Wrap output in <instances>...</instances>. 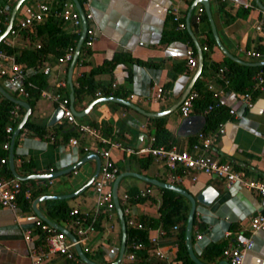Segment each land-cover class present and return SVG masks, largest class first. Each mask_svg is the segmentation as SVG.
Masks as SVG:
<instances>
[{
	"label": "crops",
	"instance_id": "crops-1",
	"mask_svg": "<svg viewBox=\"0 0 264 264\" xmlns=\"http://www.w3.org/2000/svg\"><path fill=\"white\" fill-rule=\"evenodd\" d=\"M33 1L36 0L22 1L14 14L13 22L21 16L23 5ZM41 1H48L52 8L58 7L57 5L63 2L70 3L74 7L72 0ZM259 1L261 2V0ZM77 2L83 14L89 12L91 15V18L86 20V25L92 28L93 40L88 48H80L78 54L81 56V52L84 51V55L81 66L74 65L72 68L70 78L72 88L77 86L76 80L81 72L87 73L90 69L99 67L104 69L93 75L96 87L94 92L84 95L76 105L73 102L75 110L81 111L92 104L95 99L103 97H115L129 101L146 112H158L176 104L196 68H188L185 64L184 52L189 47L184 36V32L187 33V31L186 29H175L170 10L176 8L181 20L185 21L194 0H77ZM207 2L223 48L232 56L245 62L264 61V54L260 58H253L244 53L246 50H253L259 44V36L254 31V26L258 21H264V15L260 12L263 10L255 5L254 0H207ZM15 3L0 0V5L7 13L4 18L3 30ZM261 4L263 3L261 2ZM197 5L200 4H196L190 14L193 13ZM199 24L200 22L195 23V25ZM62 27L66 34H70L68 24L63 23ZM189 27L197 43L198 40H204L206 37L204 32L198 28L194 32L190 23ZM33 29L34 26L31 29L19 31L14 36L6 35L1 42L4 46L14 49V53H17L18 50L33 49L34 44L38 41L34 37ZM70 35L72 38H76V35ZM204 52L208 53V62L204 69L203 85L206 89L209 85L210 89L208 90L212 92L213 97L227 109L226 117L221 120L224 122L223 134L212 142L213 156L218 161L229 163L234 170L243 171L250 178H263L264 91L253 94L251 108L244 107L237 101L239 92L227 85H222L219 81L220 76L209 66V62H213L225 68L224 60L227 57L215 42ZM117 54L122 55L124 59L111 66L107 65L109 60ZM55 58L54 55L47 54L36 63L38 70L46 66L49 67V74L44 75L46 84L42 89L49 92L59 90L68 97L70 92L66 82L68 65L55 64ZM21 64L24 65V63ZM62 80L64 86L60 87L58 82ZM102 86H105L109 93L103 95L100 90ZM154 86L162 88V100L153 101L150 99ZM0 88L10 96L23 100V97L16 93L14 84L3 77H0ZM96 92H99L100 95H95ZM112 92H116V95L112 96ZM0 96L3 97L1 94ZM177 107L161 117H164L165 127L173 136L171 147L176 151L188 150L196 133L190 136L177 134L178 125L182 119L177 113ZM54 109L55 107L50 101L40 96L33 107H30L28 117L33 122L41 124L44 131L41 135H37L25 128L26 133L21 134L19 131L14 137V170L20 176L32 174L44 176L67 170L71 166H75V168L70 172L51 178L50 184H47L48 179L26 180L33 181L27 185L36 192L30 200L29 209L21 210L17 207L15 212L21 215L20 220L16 221L14 212L8 208L0 207V264H32L28 256L29 248L41 243V240L38 241L37 230L32 227L33 217H35L31 207L33 200L42 195L69 194L82 186L94 171L93 154H95V150L93 148L88 151L81 149L82 145L92 143V139L88 136H81L74 127L65 124L60 119L54 124L48 125V120ZM229 109H233L234 114L229 115ZM23 112L19 114L20 118ZM189 115L203 116L202 113H195L193 109ZM147 118L149 117L120 103L101 101L93 103L86 113L82 117H76V120L81 124L99 126L103 136L105 135L102 129L105 126L109 127L110 132L106 137L123 146H128L132 136L136 133L147 134V145L149 144L153 130L150 125L147 127ZM16 124L13 126V130ZM56 125L62 126L57 128ZM215 128L216 126L213 129ZM202 129L203 127L200 131ZM73 130L76 135H69L68 132ZM11 134L8 140L7 158ZM70 136L78 139L77 146L67 144V139ZM109 153L117 167L118 174L122 172L139 173L176 185L191 195L197 194L207 185L217 191L216 197L209 205L195 204L191 227V247L195 257L204 264H222L224 258L220 251L232 238L227 236V233L241 231L248 234L250 217L260 211L261 200L253 191L236 186L226 188L221 179L207 177L203 174H198L193 182L185 178L182 182L171 183L168 179L167 168L152 158L148 166L141 167L138 163L140 158L138 156L126 155L118 148H110ZM2 164L0 163V171ZM6 167L8 168L7 160ZM91 184L83 192L71 198L39 201L35 204V209L42 216L69 232L71 229L74 231V226L72 227L70 222L63 220L55 222L49 218L46 208L52 202L65 200L68 206L79 212L91 211L93 213L98 195L92 189ZM126 186L131 187L130 192L136 193L146 186L150 188V193L143 196L142 201L129 204V217L137 223L141 216L157 219L158 207L162 199V188L148 185L133 176L126 175L119 180L118 197L127 193ZM28 191L30 192V190ZM98 214L100 215L98 228H93L88 232L79 242V246L88 260L109 264L117 258L120 245V226L115 211L108 216L102 212ZM124 221L126 227V217H124ZM179 225L180 222L176 223V228ZM172 226L166 231L159 226L147 230V239L150 244L147 256L150 262L163 264L175 262V250L179 238L176 236V229H173ZM25 228L32 229L33 242L31 243L25 242L22 237ZM196 234H199V238L195 237ZM152 248H157L163 257L161 259L154 257L151 252ZM72 251L77 256L74 248ZM129 255L125 253L124 249L119 264L130 261ZM42 264H72V262L63 255L53 253L48 254ZM243 264H264V230L254 233L253 245L244 255Z\"/></svg>",
	"mask_w": 264,
	"mask_h": 264
},
{
	"label": "built area",
	"instance_id": "built-area-1",
	"mask_svg": "<svg viewBox=\"0 0 264 264\" xmlns=\"http://www.w3.org/2000/svg\"><path fill=\"white\" fill-rule=\"evenodd\" d=\"M15 3L18 0H7ZM264 15V11H260ZM172 21L175 23L176 30H184L186 23L181 20L180 14L176 8L170 10ZM202 13H204L203 7L197 5L191 14V18L194 23L198 24ZM7 15L3 6L0 5V34L5 25V16ZM52 15L60 17L63 23H66L70 27V34L76 35V38L72 40V43L66 45L63 48V52L55 58V64H64L67 66L72 58L75 48L77 37L81 31V19L70 3H61L59 7L52 8L48 1L36 0L31 3L24 4L22 7L21 16L16 19L7 35L14 36L19 31L25 29H31L35 24L41 22L47 16ZM85 21L91 18L89 12L83 14ZM254 31L259 36V44L264 46V21H258L254 26ZM93 40V32L91 26L86 25L85 37L80 45V48H88ZM40 43L37 41L34 44V48H39ZM200 50L207 51L206 44L200 46ZM80 51V49H79ZM83 52L78 54L75 61V66L80 67L83 60ZM244 53L247 56L253 58H260L263 54L255 50H246ZM185 64L188 68H194L197 62V56L190 47H187L184 52ZM38 70V67L28 68L23 64L15 60L14 54L8 53L3 49H0V77L5 78L8 82L14 84L16 93L21 97H26L27 93L24 89V82L26 76L31 71ZM43 75L49 74V67H44L41 70ZM224 86L228 84L227 80L223 77V69L220 68L217 71ZM29 84V83H27ZM30 85V84H29ZM58 86L63 87L64 81H59ZM210 89V86H207ZM264 91V70H259L251 76L249 87L237 94V101L246 108H251L253 105V94ZM97 96L100 95L96 92ZM39 96L50 101L54 107L61 110L60 120L67 125L74 127V129L81 136H88L92 139V143L84 144L81 146L83 151H88L90 148L95 150V153L100 157V166L96 177L94 178L91 187L94 192L97 193L98 199L93 208V214L100 212L105 215H109L114 211L113 203L111 201L110 186L113 179L118 174L117 167L113 163L109 149L118 148L126 155H135L138 157L150 156L157 163L165 166L168 170V179L171 183L182 182L187 178L190 181H195L198 174H203L207 177H214L221 179L226 188L236 186L246 190L255 192L260 198V211L251 216L248 225V234H244L241 231H235L232 234L227 233V236H231V241L225 245L220 254L224 258L227 264H243L244 255L249 251L253 245V235L258 230H264V177L263 178H250L241 170H234L229 163L221 162L215 159L212 152V142L216 140L224 131V122L217 123L216 128L208 131H198L195 134V139L191 143L188 150L176 151L173 147L165 149L161 146L151 147L149 144L144 148L133 149L128 146H123L121 143L112 140L106 136H103L99 126L81 124L78 123L76 117L69 109V99L63 95L59 90L46 91L40 89ZM196 97V92L190 90L186 96L182 99L177 107V113L180 117H186L192 112V100ZM150 99L153 101H159L163 99V90L160 86H154L150 95ZM211 106H207L206 110H209ZM229 115L234 114L233 109L228 110ZM19 118L18 106L15 105L10 111L9 120L15 123ZM13 131V125H6L4 128L6 140L2 144L3 149H7L9 136ZM21 134L27 132L25 128H21ZM67 144L70 146H77L78 139L74 136H70L67 139ZM4 159L0 160V163H4ZM51 180H47V184H50ZM21 189L20 181L11 177L4 178L0 176V207H6L14 212V218L16 221L22 217L19 213H16V196ZM150 193L149 186L138 190V196L143 197ZM30 192L24 191V196L28 198ZM119 203L123 217H126V223L128 226L140 228V224L135 222L129 217V203L126 193L121 194L119 197ZM32 227L37 230V236H40L41 243L33 245L29 248L28 256L32 264H42L48 254L57 253L63 255L70 260L72 264H86L79 257H77L72 251L73 245L82 241L85 235L90 232L93 227L86 222L76 223L74 226L75 242L70 241L64 233L53 229L51 226L43 222L38 217H33ZM176 229V226H172ZM22 237L25 242H33L32 229L25 228L22 232ZM199 238V234L195 235ZM153 241V240H152ZM152 255L161 259L163 254L157 249H151ZM132 258L131 255L128 256Z\"/></svg>",
	"mask_w": 264,
	"mask_h": 264
},
{
	"label": "trees",
	"instance_id": "trees-1",
	"mask_svg": "<svg viewBox=\"0 0 264 264\" xmlns=\"http://www.w3.org/2000/svg\"><path fill=\"white\" fill-rule=\"evenodd\" d=\"M264 5V0H261ZM58 7L60 6L57 5ZM189 23L192 26L193 31H196L198 28L200 31L204 32L206 37L204 40H198L199 46L206 44L207 47L214 45V40L212 38L210 27L206 16L202 13L200 18V24L195 25L192 18L190 17ZM63 20L60 17H55L52 15L47 16L41 22L34 25V37H36L40 43L39 48L33 49H24L18 50L17 53H14V49H10L2 44L0 41V49L5 50L8 53L14 54L15 60L19 63H24V65L28 68H34L36 66L37 61L44 58L47 54H52L55 57L59 56L63 52V48L72 43V36L70 34H66L64 32V28L62 27ZM184 36L189 43V47L196 54L195 48L192 44L191 38L189 35L184 32ZM261 54H264V46L261 44H257L253 49ZM202 61L203 67L200 72V75L195 80L192 90L196 92V97L192 100V108L195 113H202L204 116V126L202 131L212 130L218 122L223 120L226 117L227 109L220 104L214 97L211 91L206 89L203 85V80L205 77V67L208 62V53L202 51ZM124 59L122 55L117 54L109 60L107 65L110 66L113 63H117L120 60ZM226 63L225 68L220 67L219 65L209 62V66L212 67L215 72H217L220 68L223 69V77L227 80L230 88L237 92L245 91L250 85L251 76L259 70H264V65L262 66H244L238 64L228 58L224 60ZM104 68H92L87 73L81 72L77 77V86L72 88L73 96H74V104L76 105L78 101L87 94H91L95 90V83L93 82V75L102 71ZM222 85L223 82L221 79ZM29 83V84H27ZM45 77L42 72L35 70L28 73L24 82V89L27 93V96L23 98L24 101L27 102L29 107H33L35 101L39 97L40 89L45 87ZM103 95H106L108 89L105 86L100 88ZM112 96L116 95V92L111 93ZM15 106V104L11 103L9 100L0 96V160L4 159V163L2 164V169L0 171V176L4 178H11V174L6 167L7 160V149L2 148L3 142L6 140L4 128L6 125H15L9 120L10 111ZM207 106H211L209 110H206ZM23 109L18 106V113L21 114ZM20 118V116H19ZM147 120V127L149 125L152 127V141L150 142L151 147H163L168 149L171 147L173 143V136L165 127V119L164 117H149ZM62 125H56L55 127L60 128ZM23 128H26L37 135H41L44 131V127L39 124L33 122L30 117H28L24 123ZM103 134L109 135L110 128L104 127ZM69 135H76L75 131L68 132ZM151 161L150 156L140 157L138 159V163L141 167H146L149 165ZM33 181H23L20 182L21 189L16 196V205L21 210L29 209V203L32 197L34 196V190H31L27 184H31ZM30 190V197L26 198L24 196V191ZM126 194L128 196V203H136L143 200V197L138 196L136 192H130V190H126ZM162 199L161 203L158 207V218L153 219L146 216H141L138 219L140 224V228H134L131 226H126V242H125V253L130 254L132 256L131 260L124 264H163V263H152L148 260L147 250L150 249V244L147 239V230L149 228H154L159 226L163 230H168L172 225L180 222V225L176 228V236L179 238V242L177 244V249L175 250V262L168 264H195L191 261L186 253L184 246V225L185 219L188 212L189 204L188 200L183 196L174 193L169 190L161 189ZM47 216L53 221L58 222L59 220L67 221L72 224V227L79 222L89 223L94 229L98 228L99 214H93L91 211L89 212H79L78 210L67 205L65 200H58L49 204L46 208ZM71 232L74 234L73 229ZM41 238L38 236V241ZM211 260V259H209ZM207 262L208 259H207Z\"/></svg>",
	"mask_w": 264,
	"mask_h": 264
},
{
	"label": "water",
	"instance_id": "water-1",
	"mask_svg": "<svg viewBox=\"0 0 264 264\" xmlns=\"http://www.w3.org/2000/svg\"><path fill=\"white\" fill-rule=\"evenodd\" d=\"M22 1L23 0H18L15 3L14 7L12 8V10L9 14L8 22H7L4 30L0 34V41L7 35L8 31L12 27L14 14H15L18 6L22 3ZM72 2L74 4L75 10L77 11V13L81 19V32H80V35L76 41L75 48L73 51V55H72V58H71L68 66H67V73H66V82L70 88V92L68 95L69 109L75 117H82L93 103H98L101 101H112V102L120 103L124 106H127V107L139 112L140 114H142L146 117H161V116H164V115L170 113L171 111H173L176 108V106L179 105V103L182 101V99L186 96V94L192 89L193 84H194L195 80L198 78V76L200 75V71L202 69V53L200 50V46L197 43L194 36L192 35V33L190 31V27H189V18L191 16L190 12L196 4H200L203 7L204 14H205L207 21L209 23L212 38H213L216 46L223 52V54L228 59H230L234 62H237L239 64H242L244 66L254 67V66L264 65V61L245 62V61H242V60L236 58L235 56H232L231 54H229L223 48V46L221 45V43L219 41V38H218L216 30H215V26L213 24V21H212L211 15H210L209 5H208L207 0H194L193 4L190 6V8L187 12V16H186V20H185V23H186L185 29H186L187 33L190 35L192 42H193V46L196 50L197 62H196V66L194 67L196 69H195V72L193 73V75L191 76L190 80L188 81L186 88L182 92L179 101L176 104L170 106L169 108H167L165 110H161L158 112H146V111L140 109L139 107L135 106L134 104H132L129 101H125V100L118 99L115 97H103V98L95 99L92 104H89L83 110L76 111L74 106H73L74 96H73V92H72V86H71V79L70 78H71L72 68L75 64V61H76L78 53H79L80 45H81V43L85 37L86 21H85L84 15L80 9V6H79L77 0H72ZM254 3L259 9L264 11V5L261 4V2L259 0H254ZM0 94L5 99L9 100L11 103L21 107L24 111L23 115L21 116L20 120L16 124V126H15V128L11 134V137H10L7 162H8V169H9L12 177L17 179L18 181H26V180H32V179H51V178H54L60 174H64L66 172H70L71 170H73L75 168V166H71L67 170H64L61 172L50 173V174H46L44 176H40V175H36V174L27 175V176H20L15 172L14 167H13V139L19 133L21 128H23L24 123L30 114V107L26 101L10 96L6 92H4L1 88H0ZM60 117H61V110L56 107L54 109L52 115L50 116L49 120H48V125L54 124L55 122H57L60 119ZM203 125H204V118L202 115H189V116L183 117L181 119L179 125H178L177 134L180 136L193 135V134L197 133L198 131H200L201 128L203 127ZM147 141H148L147 134L136 133L132 136L131 143L128 145V147H131L133 149L144 148L147 146ZM93 159L95 161L94 171H93L92 175L88 178V180L82 186H80L78 189H76L75 191H73L69 194L60 195V196L42 195V196L36 197L31 204L32 210H33L36 217H38L43 222H45L46 224L51 226L53 229L64 233V235L72 242H75L74 235L71 232H69L67 229L57 225L56 223L50 221L48 218L42 216L40 214V212H38L35 209V204L39 201H42V200L71 198V197H74V196L80 194L81 192H83L93 182V180L96 177L98 170H99L100 159L96 153L93 154ZM126 175L133 176V177L147 183L148 185H153V186H156L158 188L170 190L174 193H177V194L183 196L184 198H186L188 200L189 208H188V212H187L186 219H185L183 242H184L185 250H186V253H187L189 259L191 261H193L195 264H204L195 257V255L193 254V251H192V247H191V227H192V223H193L195 204L199 203V204L204 205V206L209 205L211 203V201L216 197L217 191L213 187H211L210 185H207L203 189H201L197 194L191 195L189 192H187L186 190H184V189H182L176 185L166 183V182H162V181L156 180L154 178H150L148 176H145V175H142L139 173H135V172H122V173L117 174L116 177L113 179L111 186H110L111 201L113 203L114 211L116 213V216H117V219L119 222V226H120V245H119L116 260L109 263V264H119V262L121 261V259L123 257L124 249H125L126 227H125V221H124V217L122 214L121 206L119 203V198L117 195V186H118L119 180L123 176H126ZM73 248L76 251L77 256L86 264H101V263H95V262L88 260L86 258V256L84 255V253L81 251V248H80L78 243H75L73 245ZM222 264H227V263L225 260H223Z\"/></svg>",
	"mask_w": 264,
	"mask_h": 264
},
{
	"label": "rangeland",
	"instance_id": "rangeland-1",
	"mask_svg": "<svg viewBox=\"0 0 264 264\" xmlns=\"http://www.w3.org/2000/svg\"><path fill=\"white\" fill-rule=\"evenodd\" d=\"M125 188H126V190H128V191L131 189V187H128V186H126Z\"/></svg>",
	"mask_w": 264,
	"mask_h": 264
}]
</instances>
